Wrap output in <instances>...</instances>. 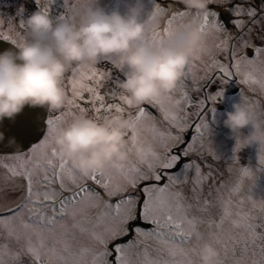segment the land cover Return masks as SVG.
<instances>
[{
    "label": "snow or ice",
    "instance_id": "6c2138e0",
    "mask_svg": "<svg viewBox=\"0 0 264 264\" xmlns=\"http://www.w3.org/2000/svg\"><path fill=\"white\" fill-rule=\"evenodd\" d=\"M70 3L63 0L57 17L65 15ZM213 3L229 14L237 34L225 26L220 12L197 13L207 40L190 49L178 87L145 103L159 117L145 104H134L119 87L103 92L105 82L113 78L111 70L72 68L64 83L69 99L59 114L49 115L43 139L27 152L0 157V193L6 188L22 193L7 203L0 198V264H26L25 258L27 264H197L195 245L205 238L220 250V264H264V199L244 192L246 180L254 182L255 173L240 166L233 178L225 179L211 164L205 163L204 171L197 159H220L209 139L208 114L215 112L223 89L204 93L205 88L238 77L240 85L264 96V36L258 37L261 45L250 39L256 25L264 32V3L259 12L233 0H209ZM229 3L231 8L224 7ZM41 8L52 11L47 4ZM191 15L154 0L149 18L159 23L149 39L163 43ZM4 23L0 20V39L17 43L21 32L11 21L5 31ZM19 28L23 30V21ZM107 60L123 70L115 58ZM240 95L249 110L264 120V106ZM78 113L126 117L131 157L113 160L106 171L81 178L52 140L62 123ZM190 129L194 134L185 139ZM241 147L236 143L234 152ZM232 161L239 162L235 156ZM259 165L264 166V146L259 149ZM228 172H233L231 165ZM119 181L124 190L110 195L108 190ZM105 196L118 199L106 201ZM101 205L102 210L93 214Z\"/></svg>",
    "mask_w": 264,
    "mask_h": 264
},
{
    "label": "clouds",
    "instance_id": "9594fccd",
    "mask_svg": "<svg viewBox=\"0 0 264 264\" xmlns=\"http://www.w3.org/2000/svg\"><path fill=\"white\" fill-rule=\"evenodd\" d=\"M192 13L163 43L149 36L158 19H141L142 0H133L126 11L106 10L100 0H71L63 17L53 18L38 8L23 21V33L12 49L0 53V121L14 118L25 105L46 106L49 112L65 107L64 86L76 65L92 67L115 58L123 67L118 87L134 104L142 105L177 88L190 61V49L207 40L200 29L201 16L209 12V0H180ZM223 124L242 147L264 146V120L258 119L241 100L226 110ZM126 117L96 118L78 113L66 120L52 137L81 178L106 171L113 161L132 155L126 138ZM249 128L245 133L243 130ZM4 133L0 132V140ZM14 142V138L10 143ZM122 181L108 190L120 194ZM197 264H220L221 252L208 239L196 245Z\"/></svg>",
    "mask_w": 264,
    "mask_h": 264
},
{
    "label": "rangeland",
    "instance_id": "374dc122",
    "mask_svg": "<svg viewBox=\"0 0 264 264\" xmlns=\"http://www.w3.org/2000/svg\"><path fill=\"white\" fill-rule=\"evenodd\" d=\"M245 1L246 0H240V1L233 0V3L242 4L244 7H256L258 12L260 11L261 3H264V0H251V2H253L254 4H252L251 2L246 3ZM24 2H26V1L25 0H0V20H3L5 22L4 23V30L5 31L7 30L8 22L11 21L15 27V31L21 32V34L23 33V30H21L19 28V25H20L21 21H24L27 18V17H24L21 15V9H23L25 7ZM62 2H63V0H56V3H52V0H41V5H44V4L49 5L52 9V11L50 12V15H52L53 18H55L59 15L60 12L63 11V9L60 7V4H62ZM131 2H133V0H100L101 6H103L106 10L111 11L114 8H118L122 12L127 10L126 5L128 3H131ZM5 3L9 4L8 8H10V10L8 8H4L3 5ZM142 3L144 5V11H143V14L141 16V19H146L149 16L150 12L153 10L154 0H142ZM155 3H160L162 5V7L169 9L171 11H187L185 9L184 5L182 3H180V0H155ZM233 3L226 4V5H224V7L231 8L233 6ZM208 8H209V11L215 10L217 12H220L219 9L222 7L216 3H213V4H209ZM7 12L11 15L9 16L7 14ZM226 14L231 20V17L229 16V14L228 13H226ZM187 19H188V17L184 18L182 22L183 23L186 22ZM220 19H221V17H220ZM244 19H247V17H244ZM230 26L232 27L233 30L230 27L229 28L227 26L226 27L234 35L237 34L236 28L231 23H230ZM13 35H15V33H13ZM260 36H264V32H262L260 30L259 25H256L253 28V32L250 36V39L252 40V42L254 44L260 45L262 43V41L258 38ZM249 50H247V51H249ZM248 55H249V57H251L253 55V53L252 54L248 53ZM205 59H207V58H205ZM96 67L104 69V70H111L112 71L113 78L111 80L106 81L104 84V87H103V92H105V93L111 92L114 88L118 87V83L116 81L117 77L119 78V81L124 79L123 70L114 68L111 61H109L107 59L102 60L98 65H96ZM200 75H203V73L201 72ZM215 75L218 76L219 73H216ZM235 78L237 80L239 79L238 77H235ZM66 79H67V76H66ZM188 84H189V90H191V81H189ZM214 84L219 85L218 82L214 83ZM225 84H227V82L224 83L223 85H225ZM120 91H122V90H120ZM242 91L243 92H240V94L243 93V95L249 97V99H250V96H252V94H253L247 85H242ZM240 94L237 96L231 97L232 99H231V101H229V103L232 102V104H229L228 110H232L233 103L240 100V98H241ZM192 96H193V100H196L198 98L197 94L195 92L192 93ZM201 96L202 95H200L199 98H201ZM145 107H147L152 112L153 115L159 117V113L156 109H152L151 106H148L146 104H145ZM59 111L60 110L49 112V110H48V116L50 114H59ZM224 113H225V111L219 113L218 115H214L217 117V120H214L217 123V125H211L209 123V129H210L209 139L211 140L212 146H213L214 150L216 151V153L219 155L220 159L214 160V159H212V157H207L205 160L201 161V160H199V158H197L198 162H201L202 169L204 171H207V168L204 167V164L205 163L211 164L213 169H216L219 172L224 174L225 179L233 178L236 175V170L240 166L250 168L255 173V179H254L255 182H253L251 180H246V182L244 184V192L246 194H251L254 199H257V200L264 199V184H263L264 166L259 165V149H260V147L257 144H253L250 146L241 147L238 152H234V149L236 146V140L230 136V134H229L230 130L227 127H225L223 124V120L226 118ZM89 114L92 115L91 113H89ZM46 120H48V118ZM46 131H47V128H46ZM46 131H45V133H46ZM243 131L245 133H247L250 130H248V128H245ZM45 133H44V135H45ZM189 133H190V135L194 134V129H190ZM43 137H41L38 141L34 142L30 146V149L32 148V146L34 144L39 143V141L41 139H43ZM185 139H186V136H185ZM234 156L238 158V160H239L238 163H235L234 161H232ZM0 157H5V156L0 155ZM230 165L233 168L232 173L228 172V168ZM177 170H179V169H177ZM0 171H3V170L0 169ZM190 175H194V172H190ZM189 188H190V185H186L184 190H185V193L190 196L191 193L189 191ZM100 192H101V195H104L103 189H100ZM8 195L6 193V198L8 197ZM4 196H5V194H4ZM109 199H111L112 201H115L116 199H118V197L109 198V197L105 196L106 201ZM102 208H103V205H101V208L94 209L93 214L98 213L99 211L102 210ZM128 238H131V237H128ZM128 238H125V239H128ZM205 239H207V238H205ZM25 261L27 264V258H25Z\"/></svg>",
    "mask_w": 264,
    "mask_h": 264
},
{
    "label": "water",
    "instance_id": "95a60500",
    "mask_svg": "<svg viewBox=\"0 0 264 264\" xmlns=\"http://www.w3.org/2000/svg\"><path fill=\"white\" fill-rule=\"evenodd\" d=\"M8 49L18 51L11 41L0 39V53ZM47 113L46 106L25 105L14 118L5 117L0 121V132L4 133L3 140H0V152L22 151L38 141L46 129ZM12 138L14 142L10 143Z\"/></svg>",
    "mask_w": 264,
    "mask_h": 264
},
{
    "label": "flooded vegetation",
    "instance_id": "af4514ba",
    "mask_svg": "<svg viewBox=\"0 0 264 264\" xmlns=\"http://www.w3.org/2000/svg\"><path fill=\"white\" fill-rule=\"evenodd\" d=\"M248 53L252 54V51L249 50ZM220 88L223 89V95L221 98L218 99L217 103L215 104V112L208 114V122L211 125H217V123L214 121V120H217V117L214 115H218L219 113L229 109V104H232V102L229 103V101H231V99H232L231 97L237 96L240 94V92H243L242 91V85H240L238 83V80L235 77L229 79L227 81V84H225V85L220 84V83H219V85L213 83V84H211L210 88H205L203 90V92L204 93L215 92L216 90H218ZM252 93H253L252 96L249 95L251 101L252 102L259 101L260 105L264 106V96H261V94L259 93L258 90L256 92H252ZM201 98H203V97L201 96ZM241 98H242V96H241ZM241 98L239 101H236V102H240L242 100ZM236 102H234V103H236ZM210 106H211V103H209V107ZM258 111H259V108H258ZM193 119L195 120V118H193ZM248 130H250V129L248 128ZM187 135H188V138H186V139H189L191 136L190 133L188 132ZM29 150H30V147L25 149V150L18 151V152H0V155L5 156V157H9V156L17 155L20 152H27ZM17 183H24V181L23 180H17ZM263 184H264V178H263ZM97 190L100 191L99 188H97ZM205 191H207V189H205ZM6 193H7V195L9 194L7 198H6ZM4 194H5V196H4ZM21 195H22V193L20 191H11L10 188H6L2 193H0V198H2V202L7 203L10 201L17 200ZM140 223H143V222H140Z\"/></svg>",
    "mask_w": 264,
    "mask_h": 264
},
{
    "label": "trees",
    "instance_id": "16d2710c",
    "mask_svg": "<svg viewBox=\"0 0 264 264\" xmlns=\"http://www.w3.org/2000/svg\"><path fill=\"white\" fill-rule=\"evenodd\" d=\"M26 2H24L25 7L23 9H21V15L24 17H28L32 12L36 11L38 8H41L42 5H38L36 0H25ZM240 1V0H238ZM246 3H250L251 0H246ZM252 4H254L253 2H251ZM9 4H4V8H8ZM10 7V6H9ZM10 10V8H8ZM220 13H221V20L224 22V24L229 28L232 29V27L230 26V18L227 16L226 12H224L223 7L219 9ZM20 12V11H19ZM7 14L10 16L11 14H9L7 12ZM233 30V29H232ZM261 42V41H260ZM262 44V43H261ZM260 44V45H261ZM70 74V72L67 74V76Z\"/></svg>",
    "mask_w": 264,
    "mask_h": 264
}]
</instances>
